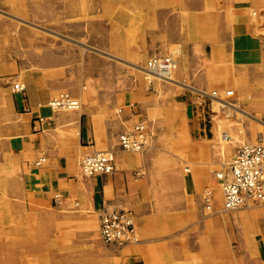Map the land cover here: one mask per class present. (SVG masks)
<instances>
[{"label":"crops","instance_id":"0c3cea01","mask_svg":"<svg viewBox=\"0 0 264 264\" xmlns=\"http://www.w3.org/2000/svg\"><path fill=\"white\" fill-rule=\"evenodd\" d=\"M120 1L130 4V10H120L114 16L116 11L111 10L108 18H103L115 20L116 25L106 27L109 33L105 36H111L112 41L101 50L107 49L114 58L135 66L132 61L142 62L170 46H180L177 77L189 76L194 84H201L207 76L202 45L210 42L216 58L226 64L221 84L232 87L242 82L239 96H244L243 112L254 118L264 116V102L250 97L264 93L262 0H251L243 6L227 0L228 13L224 15L218 13L221 8L215 0H206L207 10L212 4V13L203 15L195 14L199 0ZM3 3L0 0V9H4ZM14 3L25 2L13 0ZM179 6L184 12L182 17L176 13ZM252 9L259 15L254 16ZM4 17L0 14V189L14 197H39L53 204V197L59 193L63 196L60 207H72L74 200L82 210L99 216L105 209L131 210L137 219L140 243L125 256V264H179L180 258H175L181 256L178 245L183 242L182 233L190 227V222L181 220V200L186 198V191L199 195L210 183L218 186L212 171L197 163L198 144L206 146L200 161L207 164L213 158L207 142L215 137V131L201 118L205 110L194 104L193 96L167 86V92L175 93L171 105L180 109L177 115H170L164 104L158 106L155 95L141 80L136 82L120 73L110 78L96 77L93 74L97 62L72 54L63 44L52 50L28 44L26 39L17 40ZM98 17L101 19L93 16V20ZM190 37L192 40H188ZM108 63L104 64L120 69ZM18 83L25 86L24 93L13 91ZM59 92H70L82 103L80 109L53 111L48 104ZM179 97L185 98L179 101ZM39 118L46 121L40 123ZM140 122L149 128L148 147L141 154L122 151L119 135ZM240 139L253 142L257 135L247 130ZM103 152L113 154L114 173L82 178L81 158ZM42 155L45 164L35 166ZM184 162L194 165L187 169L188 175L181 170ZM197 200L202 202L201 198ZM205 206L223 218L229 212L224 208L222 191H215ZM198 213H204L202 206ZM251 213L260 215L249 240L254 258L246 254L243 239L239 242L237 264H264V206ZM195 223L201 229L209 224L202 220Z\"/></svg>","mask_w":264,"mask_h":264},{"label":"rangeland","instance_id":"374dc122","mask_svg":"<svg viewBox=\"0 0 264 264\" xmlns=\"http://www.w3.org/2000/svg\"><path fill=\"white\" fill-rule=\"evenodd\" d=\"M21 1L25 3L13 4V0H4V9H0V14L5 16L4 20L7 28L13 31L11 34H14V38L17 40L20 38L22 41L26 39L28 44L43 45L46 49L52 47V50H55L60 44L68 46L72 54L85 55V58L97 62L96 72L93 74L96 77L110 78L120 73L131 77L133 81L141 80L144 87L155 95L158 106L159 104L161 106L164 104L169 109L170 115H177L180 109L171 105V101L174 102L173 94L175 93L174 91L167 92V86L177 89L180 94L185 93L187 94L186 96L194 97V101H196L194 104L200 106L201 110H205L204 115L201 117L203 122L213 126L215 131V137L207 142V148L212 149L213 158L207 161V164L200 161L199 158H203L206 146L203 143L201 145L198 144L197 163H203L200 164L203 165V168L212 171L218 186L216 187V185L210 183L202 188L199 195L194 192L191 193V191L185 192V195L187 194L186 198L181 200L182 208H184L181 210V220L190 222V227L182 233L183 242L178 245L181 248V256L175 258H180L178 259L180 260L179 264H237L236 256L240 248L239 242L243 239L245 241L246 254L254 258L249 240L253 236V227L259 221L260 215L257 216L256 213L254 215L251 212L264 206V203H253L237 210H231L225 213L223 218L219 213L207 210L206 202L203 200L205 189L211 191L212 198L215 191H222V186L218 183L220 179L217 174H230L231 162L237 149L246 144H255L259 137L264 138V128H261L262 130L259 129L260 126L257 122L258 120L264 121V116L256 115V118H254L247 116L243 112L246 110L242 106L244 96H239V90L244 87V84L239 82L232 87L221 84V80L225 78V70L222 67H226V64L222 65L221 61L216 58V54L213 52L214 46L210 42H205L206 45L205 43L202 45V52L205 51L204 58L206 60L204 65H206L207 69V76L203 83L194 84L193 79L189 76L177 77L182 53L181 47L177 45L170 46L164 52L154 55L169 56L173 59V79L176 82L168 83L157 79H152L151 81L148 79L144 69L147 66V62L154 56H149L142 62L132 61L131 63L136 64L135 67L120 61L119 58H114V56H111L114 53L109 52L107 49L101 50V48L107 47L112 41L111 36H105L109 33L106 31V27L111 24L116 25L115 20H104L103 18H108V13L111 10L116 11L113 16L120 10H130V4L123 5L120 0ZM226 1L215 0L218 7L221 8L218 10L220 15L228 13L225 7L227 6ZM231 1L237 2L236 4L239 6L252 2L251 0H228L227 2ZM198 2L194 8L196 9L195 14L212 13V4H209L210 10H207L206 0H199ZM210 3H212V0ZM262 3L264 7V0H262ZM251 12L254 16L259 15L258 11L254 9ZM176 13H178L179 17L184 14L180 6L177 7ZM169 15L172 16L173 14L169 13ZM93 16H101V19L98 17L97 20H93ZM120 23L122 25L123 22ZM94 27L96 29L95 33ZM113 32L115 33V30ZM25 35L28 36L25 38ZM192 38L190 37L188 40H192ZM194 38L198 39V37ZM188 47H192L191 41L188 43ZM170 52H175V55L173 53L170 54ZM116 55L121 56L120 54ZM175 60L178 63V67ZM105 62H112L108 64H115L120 69L111 68L105 65ZM137 67H140V70L136 69ZM202 68L205 70L204 67ZM78 71L80 72L79 69H77V73ZM196 78L194 77V80ZM183 84H188L193 89L186 90V88L182 87ZM86 87L89 88L90 86L86 85ZM225 91H230L231 94L227 97ZM213 92H217L223 101L226 100L233 106L224 108V106L218 104L219 101L217 102V99L206 98L207 95H211ZM67 93L73 97L70 92ZM59 94L60 92L57 95ZM250 97L259 103L264 102V93L262 92L255 96L250 95ZM73 98L76 99L75 97ZM184 98L179 97L178 100L183 101ZM53 111L67 113L77 110L60 109ZM140 123L144 124L147 129V148L151 135L147 124L144 122ZM247 130L256 134L257 139L253 142L241 141L240 137L244 136ZM143 151L134 154H141ZM86 155L81 158L80 165ZM36 163L35 166L37 167L45 164L42 163L39 166ZM193 166L190 162H184L181 165L183 174L188 175L187 169H192ZM81 177L84 178L82 175ZM188 184L189 186L191 185L189 181ZM200 198L202 201L201 205L197 200ZM72 202V207H60L55 202L54 204L48 203L42 201L39 197H14L10 192L0 189V264H125V256L130 254L133 248L137 249L140 243L137 219L134 212L127 210L134 216L138 242L129 246L108 245L102 241L100 236V216L92 211L82 210L77 201L73 200ZM200 206L203 207V214H197ZM200 220L209 224L201 229L200 225L194 224L195 221L198 222ZM163 264H166V261Z\"/></svg>","mask_w":264,"mask_h":264},{"label":"built area","instance_id":"2783aa9c","mask_svg":"<svg viewBox=\"0 0 264 264\" xmlns=\"http://www.w3.org/2000/svg\"><path fill=\"white\" fill-rule=\"evenodd\" d=\"M173 64L174 61L169 56L151 58L148 61L146 72L155 75V78L159 76L167 80L173 71ZM145 79L147 78L145 77ZM13 91L24 93L25 86L21 83L14 84ZM210 97L220 98L217 92L207 95L206 98ZM79 103L67 92H62L54 97L48 105L52 110H78ZM38 121L43 123L46 120L45 118H39ZM147 135L144 124H137L130 131L120 136L119 146L123 151L142 152L148 141ZM45 160L46 158L43 155L40 156L36 165L40 166ZM114 171V157L111 152L86 155L80 165V173L84 178L109 176ZM218 178L222 182L224 208L227 211L239 209L253 203H264V140L259 137L255 144H246L238 148L231 162L230 175L224 179ZM204 199L206 204L211 202L212 193L209 189L204 190ZM54 202L61 206L63 202L62 194L57 193ZM100 236L102 241L108 245H135L138 240L133 214L127 210H103L100 215Z\"/></svg>","mask_w":264,"mask_h":264},{"label":"bare ground","instance_id":"6f19581e","mask_svg":"<svg viewBox=\"0 0 264 264\" xmlns=\"http://www.w3.org/2000/svg\"><path fill=\"white\" fill-rule=\"evenodd\" d=\"M256 14V13H255ZM263 34V33H262ZM159 56V55H158ZM158 56H154V57H152V58H155V57H158ZM136 67V66H135ZM136 69H139L140 70V67H137ZM146 69H148V62H147V66H146V68L144 69L145 70V73H146V75H147V77H148V79L149 80H151L152 81V79L153 80H155V79H157V80H164L163 78H160L159 76H156V78H155V75H152V74H147V72H146ZM142 70V69H141ZM144 70H142V71H144ZM149 75V76H148ZM171 76H170V78L169 79H167V80H164V81H167L168 83H172V82H176L174 79H173V71H172V73L170 74ZM163 81V82H164ZM174 84V83H173ZM182 87L183 88H186V89H193L192 87H190L188 84H183L182 85ZM196 91V90H195ZM198 91V90H197ZM199 92V91H198ZM225 94H226V96L228 97L230 94H231V92L230 91H225ZM231 97V96H230ZM215 99V98H214ZM217 102H218V104H220V105H222V106H224V108H230V107H232L233 106V104H231V103H228V102H226V100L225 101H223L222 100V98L220 99V98H218L217 100H216ZM80 104V103H79ZM80 107V106H79ZM77 110V109H76ZM258 120V119H257ZM258 122V124H259V126H260V128L259 129H261V128H264V121H261V120H258L257 121ZM137 125V124H136ZM145 126V125H144ZM134 127V126H133ZM132 127V128H133ZM131 128V129H132ZM146 128V127H145ZM130 129V130H131ZM130 130H128V131H130ZM262 130V129H261ZM260 130V131H261ZM125 133V132H124ZM146 133H147V129H146ZM123 134V133H122ZM121 134V135H122ZM120 135V136H121ZM120 136H119V139H120ZM224 137H225V135H224ZM262 138V137H261ZM263 140H264V138H262ZM120 140H118V142H119ZM148 142V141H147ZM146 146H147V144H146ZM146 146H145V148H146ZM144 148V149H145ZM143 149V150H144ZM122 150V149H121ZM142 150V151H143ZM126 152V151H125ZM45 163V162H44ZM230 172H231V168H230ZM230 175V174H229ZM229 175H224V174H220V173H218L217 174V177H220V178H225V177H227V176H229ZM222 179V180H223ZM219 183H220V185H222V182L221 181H219ZM223 192V191H222ZM235 210H237V209H235ZM228 211H231V210H228Z\"/></svg>","mask_w":264,"mask_h":264}]
</instances>
